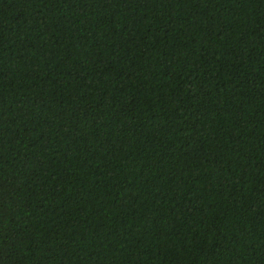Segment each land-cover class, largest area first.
<instances>
[{
	"label": "trees",
	"instance_id": "1",
	"mask_svg": "<svg viewBox=\"0 0 264 264\" xmlns=\"http://www.w3.org/2000/svg\"><path fill=\"white\" fill-rule=\"evenodd\" d=\"M0 264H264V0H0Z\"/></svg>",
	"mask_w": 264,
	"mask_h": 264
}]
</instances>
